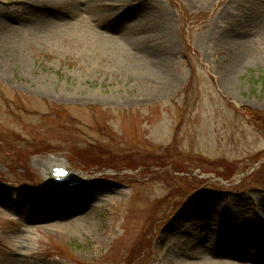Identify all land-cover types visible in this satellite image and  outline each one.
<instances>
[{
  "label": "rangeland",
  "instance_id": "obj_1",
  "mask_svg": "<svg viewBox=\"0 0 264 264\" xmlns=\"http://www.w3.org/2000/svg\"><path fill=\"white\" fill-rule=\"evenodd\" d=\"M263 164L264 0H0V264H264Z\"/></svg>",
  "mask_w": 264,
  "mask_h": 264
},
{
  "label": "bare ground",
  "instance_id": "obj_2",
  "mask_svg": "<svg viewBox=\"0 0 264 264\" xmlns=\"http://www.w3.org/2000/svg\"><path fill=\"white\" fill-rule=\"evenodd\" d=\"M78 33L81 35L82 34L84 35V33H80V32H78ZM81 39H83V43L87 46V48L89 46H95V47L98 46V49L102 50L104 52V54L106 53V54L112 55L113 57H116L117 61H118L117 66L120 68L121 71H124V70H127V71H131V70H135V71L142 70L143 71L144 70L145 71V64L143 62H140V60L133 59L135 57L136 53L129 52L128 49H131V47H132L129 43H126V44H124L125 46H123L119 42H117L116 40L103 39V38H100V36L91 37L90 34L84 35ZM126 46H129V47L126 48ZM155 68L161 69L160 67H155ZM155 68L148 71L149 74L154 72L156 75H159L158 69H155ZM144 78H145V75H144ZM51 164H53V163H51ZM60 167L66 168L67 166L64 163H62L56 167H55V165H53L50 167V171L53 170V168H60ZM45 168H43V169H45ZM71 177L76 178L78 176L77 175H71ZM46 186L50 187L52 185H49V183H47ZM197 236H199V235H197ZM215 239H216V237L214 236V240ZM228 249H230V251H232V248H228ZM257 252L261 255L263 250H258ZM228 255H229L228 258L232 257V256H230V254H228ZM262 257L264 258V254L262 255ZM232 258L236 260V259H242L243 257L242 256H233Z\"/></svg>",
  "mask_w": 264,
  "mask_h": 264
},
{
  "label": "trees",
  "instance_id": "obj_3",
  "mask_svg": "<svg viewBox=\"0 0 264 264\" xmlns=\"http://www.w3.org/2000/svg\"><path fill=\"white\" fill-rule=\"evenodd\" d=\"M261 170H263V171H264V164H263V167L261 168Z\"/></svg>",
  "mask_w": 264,
  "mask_h": 264
}]
</instances>
